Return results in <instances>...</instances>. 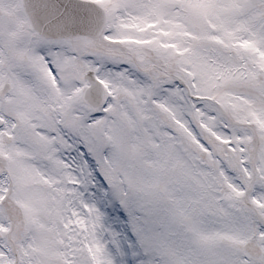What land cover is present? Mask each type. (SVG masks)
<instances>
[{
	"label": "snow or ice",
	"instance_id": "6c2138e0",
	"mask_svg": "<svg viewBox=\"0 0 264 264\" xmlns=\"http://www.w3.org/2000/svg\"><path fill=\"white\" fill-rule=\"evenodd\" d=\"M0 264H264V0H0Z\"/></svg>",
	"mask_w": 264,
	"mask_h": 264
}]
</instances>
